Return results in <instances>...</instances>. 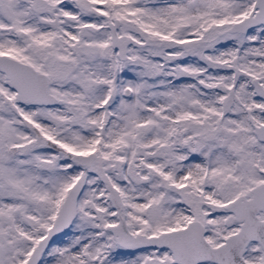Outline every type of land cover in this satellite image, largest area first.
Listing matches in <instances>:
<instances>
[{
	"label": "snow or ice",
	"instance_id": "obj_1",
	"mask_svg": "<svg viewBox=\"0 0 264 264\" xmlns=\"http://www.w3.org/2000/svg\"><path fill=\"white\" fill-rule=\"evenodd\" d=\"M0 264H264V0H0Z\"/></svg>",
	"mask_w": 264,
	"mask_h": 264
}]
</instances>
